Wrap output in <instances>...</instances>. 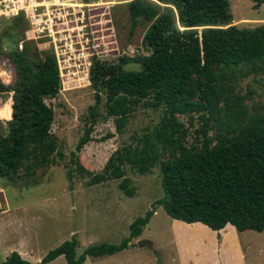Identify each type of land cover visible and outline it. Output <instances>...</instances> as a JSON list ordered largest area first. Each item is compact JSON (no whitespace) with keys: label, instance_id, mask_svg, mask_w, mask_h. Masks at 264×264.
Segmentation results:
<instances>
[{"label":"trees","instance_id":"16d2710c","mask_svg":"<svg viewBox=\"0 0 264 264\" xmlns=\"http://www.w3.org/2000/svg\"><path fill=\"white\" fill-rule=\"evenodd\" d=\"M253 1L256 8L264 3ZM127 4L133 25L141 20L148 25L143 46L149 54L135 59L123 55L117 64L93 57L95 105L90 107L84 136L71 153V167L90 177L89 186L121 181L119 187L128 197L136 195V188L127 168L139 175L159 168L166 198L158 204L171 218L214 231L231 225L240 233L264 232V106L254 102L255 91L246 94L241 87L242 80L252 77L259 82L264 76V24L234 25L228 0ZM0 28V65L6 61L13 72L11 84L0 80V96L13 93L12 119L0 120V179L30 187L37 184L40 171L44 174L66 158L52 133L56 113L46 103L61 91L60 70L53 49L40 51L26 41L29 29L23 16L3 21ZM2 34L10 44H3ZM20 41H26L22 51ZM130 64L139 68L127 67ZM139 109L160 112L159 122L134 134L100 173L81 164L80 154L102 118H113L123 135ZM9 110L11 116V105ZM191 127H196L193 132ZM68 174L71 177L72 170ZM151 216L149 212L135 221L131 237L121 245L90 246L76 259V243L65 242L37 264L62 256L69 264H83L88 257L116 255L142 234ZM0 264L34 263L14 252Z\"/></svg>","mask_w":264,"mask_h":264},{"label":"rangeland","instance_id":"374dc122","mask_svg":"<svg viewBox=\"0 0 264 264\" xmlns=\"http://www.w3.org/2000/svg\"><path fill=\"white\" fill-rule=\"evenodd\" d=\"M102 1L106 2L102 8L97 2L96 8L88 10L93 39L82 38L78 42L82 54L66 57L62 63L63 76H60L61 91L55 99L46 101L56 113L52 133L59 139L65 161L44 174L40 171L37 184L34 182L30 187L12 186L0 179V263L21 248L32 251L34 256L28 261L37 264L65 242L76 243V259L90 246L121 245L131 237L132 224L152 212L142 234L133 238L126 250L113 256L88 257L83 264H203L204 261L208 264H264V232L240 233L232 226L214 231L202 224H186L171 218L158 204L166 198L159 168L146 175L127 168V176L136 188V195L128 197L119 187L121 181L89 186L90 177L81 176L76 166L71 167V153L84 136L90 107L95 105L90 80L93 57L97 55L101 61L117 64L123 55L135 59L149 54L143 46L148 25L143 20L133 25L130 16L127 3L133 0ZM228 1L234 25L245 28L264 24V3L256 8L258 3L253 0ZM15 18L3 17L0 26L3 21ZM27 34L29 39L30 33ZM1 38L3 44L11 43L5 34ZM27 41L35 43L40 51L51 49L48 45ZM8 50L5 47V51ZM56 50L60 53V49ZM61 52L67 55L66 51ZM127 67L139 68L136 64ZM2 80L6 83L9 79ZM258 80L255 82L252 77L242 80L241 87L246 94L249 90L255 91L254 102L264 106V76ZM12 97L13 93L8 97L0 96L1 121L12 119L9 110L13 105ZM100 114L103 118L107 114L104 105L100 107ZM160 115V112L137 110L123 135L118 133L113 118H102L93 130V140L80 154L81 164L100 173L117 149L130 144L134 134L157 124ZM183 121L187 123V119ZM196 127H191V131ZM66 162L69 167L64 165ZM69 170H72L71 177ZM144 241L153 246L140 247L139 243ZM49 264L69 263L62 256Z\"/></svg>","mask_w":264,"mask_h":264},{"label":"built area","instance_id":"2783aa9c","mask_svg":"<svg viewBox=\"0 0 264 264\" xmlns=\"http://www.w3.org/2000/svg\"><path fill=\"white\" fill-rule=\"evenodd\" d=\"M97 2L99 1L0 0V22L3 17L17 18L23 16L27 21L30 32V37L27 40L35 41L38 45H48L55 50L60 75L63 76V69H65L63 64L66 57L76 56L77 53L81 55L82 52L79 51L80 45L78 42H81L82 38L85 39V37L91 40L88 10L97 6ZM81 34L82 36H78ZM26 41L19 42L18 49L20 51L24 49ZM56 49H60V53ZM61 51H66L67 55H63ZM0 67H2L0 69L2 70L0 72L1 82L5 85L11 84L13 72L8 68L7 62H3ZM5 77L9 79L6 83L2 80Z\"/></svg>","mask_w":264,"mask_h":264},{"label":"crops","instance_id":"0c3cea01","mask_svg":"<svg viewBox=\"0 0 264 264\" xmlns=\"http://www.w3.org/2000/svg\"><path fill=\"white\" fill-rule=\"evenodd\" d=\"M114 2V1H113ZM99 3L102 5V4H104V3H106L105 1H102V0H100L99 1ZM110 3H112V2H110ZM97 6H95V7H93V8H96ZM30 33V32H29ZM61 76V75H60ZM11 115H12V113H13V109H12V107H11ZM13 116V115H12ZM196 224H201V223H196ZM203 225V224H202ZM228 226H231V225H228ZM227 226V227H228ZM233 227V226H232ZM235 228V227H234ZM224 230V229H223ZM235 230L237 231V229L235 228ZM238 232V231H237ZM251 232H253V231H246V232H243V233H247V234H250ZM19 247V246H18ZM20 255H21V257L23 258V259H25V260H30L34 255H33V252L32 251H30V250H28V251H26V250H23L22 248L20 249V250H16ZM11 256V255H10ZM9 256V257H10ZM203 264H208V262L207 261H204V263Z\"/></svg>","mask_w":264,"mask_h":264},{"label":"water","instance_id":"95a60500","mask_svg":"<svg viewBox=\"0 0 264 264\" xmlns=\"http://www.w3.org/2000/svg\"><path fill=\"white\" fill-rule=\"evenodd\" d=\"M139 245H140V247H144V246H150V247H152L153 246L152 243L146 242V241L140 242Z\"/></svg>","mask_w":264,"mask_h":264}]
</instances>
